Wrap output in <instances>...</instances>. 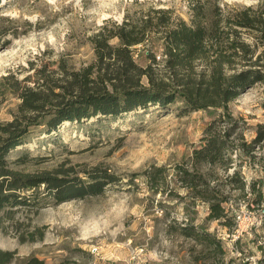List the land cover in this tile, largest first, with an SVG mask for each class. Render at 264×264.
I'll return each instance as SVG.
<instances>
[{
	"label": "rangeland",
	"instance_id": "374dc122",
	"mask_svg": "<svg viewBox=\"0 0 264 264\" xmlns=\"http://www.w3.org/2000/svg\"><path fill=\"white\" fill-rule=\"evenodd\" d=\"M258 2L264 0H0V125L15 116L36 115L20 109L19 94L34 89L35 81L41 84L42 78H49L51 86L59 84L64 71L88 65L94 59L89 38L104 25L139 21L147 14L154 17L153 10H168L170 21L189 23L195 6L205 10L204 20L209 22L217 12L255 7ZM163 35L162 27L151 30L144 42L131 47L134 62L152 65L156 80L170 73L163 63ZM200 67L197 61L196 71ZM141 81L146 83L144 77ZM183 106L179 101L168 108H139L117 118L65 123L56 133V142L39 131L41 126L29 127L30 133L10 159L22 151L35 157L8 163L13 171L30 177L48 172L85 179L86 171L99 169L116 180L98 195L61 203L47 194L45 184L12 189L21 196L36 193L38 201L28 207L18 205L11 215L0 211V251H10L12 257L4 264H26L34 257L43 264L262 261L264 138L252 141L264 123V84L247 87L226 107L184 110ZM212 122L213 132L233 129L227 138L225 166L197 165L190 159ZM179 165L204 175L207 191L223 201L224 218L208 219V203L180 187L175 176ZM155 167L164 169V181H150L148 174ZM234 172L242 188L230 179ZM186 223L218 237L224 253L202 249L180 235L177 226Z\"/></svg>",
	"mask_w": 264,
	"mask_h": 264
},
{
	"label": "trees",
	"instance_id": "16d2710c",
	"mask_svg": "<svg viewBox=\"0 0 264 264\" xmlns=\"http://www.w3.org/2000/svg\"><path fill=\"white\" fill-rule=\"evenodd\" d=\"M195 13L189 23L184 20L170 21L168 10H153L152 15L141 16L140 20H123L121 23L101 27L89 40L93 46L94 59L75 71H64L59 84L51 86L49 78L35 81L34 89L19 94L20 109L36 115L15 116L12 121L0 125V211L12 214L19 206L28 207L37 202V194L21 196L12 189L32 188L45 184L47 194L56 203L70 198L100 194L106 184L116 180L105 170L86 171L85 179L75 176H57L51 173L38 175L22 174L10 169L8 163H24L35 156L27 152L10 155L28 136L29 127H40L49 140L56 142L57 132L65 123H83L107 117L117 118L123 113L147 110L151 107L168 108L179 101L184 110H198L206 107H226L230 100L254 84H264V3L255 7L231 9L205 22L204 9L195 6ZM163 28V63L170 73L165 79H155L152 65L140 66L134 62L131 47L145 41L151 30ZM244 33V35H243ZM249 38V40H248ZM116 39L117 43L111 42ZM152 61L155 56L151 55ZM201 63L200 70L195 63ZM231 70V71H230ZM146 83H142V78ZM175 81L173 84H171ZM175 88H172V86ZM58 89L59 91H54ZM213 122L206 127L200 146L193 150L191 161L195 164L214 166L227 165L226 154L230 149L226 133L213 132ZM252 142L264 138V123L257 127ZM180 187L190 189L193 196L203 198L209 206L208 219L224 218L222 199L208 190L202 173L176 167ZM93 171V172H92ZM163 168L155 167L148 174L150 181L165 180ZM236 172L231 174L237 188L243 187ZM224 225H231L223 221ZM174 226H169V228ZM183 237L191 238L202 249H211L223 254L221 240L194 224L177 226ZM10 251H0V262L11 259ZM26 264H43L34 257ZM257 264H264V259Z\"/></svg>",
	"mask_w": 264,
	"mask_h": 264
},
{
	"label": "built area",
	"instance_id": "2783aa9c",
	"mask_svg": "<svg viewBox=\"0 0 264 264\" xmlns=\"http://www.w3.org/2000/svg\"><path fill=\"white\" fill-rule=\"evenodd\" d=\"M237 218L239 219V222L241 221V216H237ZM238 227H239V224H238ZM242 230V229H241ZM236 231V230H235ZM237 236V234H235Z\"/></svg>",
	"mask_w": 264,
	"mask_h": 264
}]
</instances>
